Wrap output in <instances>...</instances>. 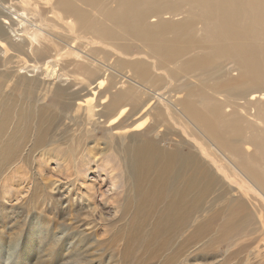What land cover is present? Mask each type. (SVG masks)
I'll list each match as a JSON object with an SVG mask.
<instances>
[{
	"label": "bare ground",
	"instance_id": "6f19581e",
	"mask_svg": "<svg viewBox=\"0 0 264 264\" xmlns=\"http://www.w3.org/2000/svg\"><path fill=\"white\" fill-rule=\"evenodd\" d=\"M0 173L22 175L0 185V242L32 240L36 264H190L218 215L203 251L248 224L254 241L264 0H0ZM51 191L84 204L69 227L43 219Z\"/></svg>",
	"mask_w": 264,
	"mask_h": 264
},
{
	"label": "rangeland",
	"instance_id": "374dc122",
	"mask_svg": "<svg viewBox=\"0 0 264 264\" xmlns=\"http://www.w3.org/2000/svg\"><path fill=\"white\" fill-rule=\"evenodd\" d=\"M24 62L27 63L25 60ZM173 64H177V62H173ZM228 65L231 66V64H227V66ZM79 78H84V74H80ZM164 86L165 85L158 79H153V80L149 79L148 81L149 88H155L157 90H161L163 89ZM93 87L94 86H92V88ZM139 89L144 90L141 86H139ZM12 93H14L17 96L16 94L17 91L12 92ZM18 97L22 98L19 96V94H18ZM79 97L82 100L92 98L90 93H83V92L80 93ZM96 97L102 98L96 94L94 99L97 102L98 100L96 99ZM85 102L86 101L84 100V103ZM142 131H146V130H142ZM137 136L138 135H132V138L137 139L136 138ZM168 141L170 140H165L166 143H168ZM100 146L102 147L103 144L100 143ZM186 150H188V148H186ZM55 166H56L55 164L51 163V166H49V169H48V176L51 179H60V180L62 179L63 180L65 176L59 170L64 168L63 166L65 165L60 166L59 169L58 168L55 169ZM4 176H5L4 174L0 173V185L2 183V179L5 180V183L9 181L11 183L10 186H14V183H15V186H17L20 180H22L21 179L22 175L20 173L19 174L15 173L13 177L11 175H8L7 177L4 178ZM51 192L53 196L51 198L52 199L51 202L53 204L48 202L49 211L46 209L47 212L44 213L43 219L45 220V218L51 217L53 220V223H51L50 225H53V224L55 225V223H57V225L62 226L63 224L64 226L69 227L73 222L71 215H74L73 213H76V211L79 210L80 208L84 209L83 208L84 204L80 205L79 203V206L76 204L72 205V204H69L71 200H68V201L64 200L65 202L62 203L61 202L62 199L60 198L59 194L54 193V191H51ZM238 193L241 195L240 190L238 191ZM1 195H2V189H0V197ZM2 199L4 202H6L3 197ZM62 208L64 209L63 212H61ZM4 209L8 211L9 209L8 205H4ZM19 210L20 208L16 209L15 211L17 212ZM28 210L29 211L23 210L24 212H27V213L19 212V215H22L23 218H26V219H29L30 217H34L35 215H38V213L34 212L33 209H28ZM207 213L208 212L206 211H201L197 213V215L199 216L198 218L206 216ZM35 222H36V219H35ZM37 223L39 225V222ZM41 225H43L44 229L47 230L44 223H41ZM206 227L210 229V232L206 236H204L202 239L196 240L195 243L192 245L193 253L189 259L190 264H208L211 260L217 259V258H219L218 261L210 263V264H264V226L258 227V230L261 231L260 232L261 234L258 233V236L256 237V239H254V241H252V237L254 234L253 235L251 234L252 225L250 224L243 225L242 228H238L236 231L232 232L229 235L224 234L222 237L218 238L219 240L213 245L214 248L212 246V249L210 250V252L203 251L202 245H204V243H206L209 240V238H211L215 234L216 230H220L221 228H223L222 217L220 215L216 216L214 222L207 224ZM0 232L2 231L0 230ZM3 232H4V239L2 242H0V264H36L35 262L36 257L34 254L31 253L32 251L31 248H29L32 240L28 242V238H24V239H20L19 244H16V241L12 239L13 235H10V232L6 230H3ZM185 236L186 235L184 233V230L182 229V232L175 237V238H178V240L176 241L177 242H180V240L182 241L185 238ZM32 238L36 239V242H37L38 237H36V234L33 235ZM243 245H245L244 251H241V252L239 251V253L234 254L232 258H228V257L226 258V256L229 255V252L233 253L237 251L239 248H241ZM8 254H10L12 257L8 261H5L4 256Z\"/></svg>",
	"mask_w": 264,
	"mask_h": 264
}]
</instances>
